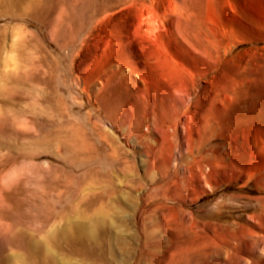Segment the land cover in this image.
<instances>
[{
	"label": "rangeland",
	"instance_id": "obj_1",
	"mask_svg": "<svg viewBox=\"0 0 264 264\" xmlns=\"http://www.w3.org/2000/svg\"><path fill=\"white\" fill-rule=\"evenodd\" d=\"M0 264H264V0H0Z\"/></svg>",
	"mask_w": 264,
	"mask_h": 264
},
{
	"label": "bare ground",
	"instance_id": "obj_2",
	"mask_svg": "<svg viewBox=\"0 0 264 264\" xmlns=\"http://www.w3.org/2000/svg\"><path fill=\"white\" fill-rule=\"evenodd\" d=\"M146 18V17H145ZM146 24H147V27H146V29H143L144 28V26H146ZM153 26H154V21L149 17H147V19H144V18H142V22H140V24H139V28L141 29V31H143V32H149V30H152L153 29ZM140 31V30H139ZM210 69H213V67L212 68H210ZM222 244H223V246H221V245H219V246H217V250H219V249H223L224 248V246H229V247H231L232 249H235L232 245H231V242L230 241H226V240H223L222 241ZM218 245V244H217ZM231 260V259H230Z\"/></svg>",
	"mask_w": 264,
	"mask_h": 264
}]
</instances>
